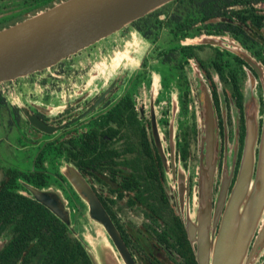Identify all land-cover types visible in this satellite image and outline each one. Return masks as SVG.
Instances as JSON below:
<instances>
[{
	"label": "flooded vegetation",
	"instance_id": "1",
	"mask_svg": "<svg viewBox=\"0 0 264 264\" xmlns=\"http://www.w3.org/2000/svg\"><path fill=\"white\" fill-rule=\"evenodd\" d=\"M27 1L0 0V28L35 13V3L29 7ZM208 24L225 29L182 41L188 57L181 67L171 57L151 59L156 45L141 36L151 48L138 68L100 73L97 60L107 49L99 42L92 57L72 59L71 74H57L53 67L45 90L15 91L13 104L0 107V264H51L53 251L37 248L30 225L36 204L43 205L38 194L55 198L62 217L43 206L86 248L92 264L95 255L99 259L94 244L102 242L115 264H199L200 220L209 208L205 225L215 239L242 167L249 107L259 129L257 179L264 129V0H238ZM206 37L227 46L192 43ZM206 96L215 123L211 163ZM73 174L97 196L123 252L91 217ZM244 264H264V206Z\"/></svg>",
	"mask_w": 264,
	"mask_h": 264
},
{
	"label": "water",
	"instance_id": "2",
	"mask_svg": "<svg viewBox=\"0 0 264 264\" xmlns=\"http://www.w3.org/2000/svg\"><path fill=\"white\" fill-rule=\"evenodd\" d=\"M175 0H67L25 21L0 31V85L26 78L57 66L90 47L122 31L133 22ZM209 38V37H206ZM199 42L222 46L209 38ZM259 73L260 67L247 55H241ZM209 163L212 162L215 135L211 102L205 100ZM250 105V104H249ZM248 136L240 174L224 215L219 235L212 239L206 229L210 211L200 220L199 264H244L249 242L264 206V129L260 147L257 179L253 180L255 146L259 129L255 110L249 107ZM74 181L88 199L91 217L101 222L123 252L118 234L97 196L76 174ZM205 183L206 192L211 187ZM208 190V191H207ZM55 198L38 194L37 200L60 217ZM207 201V200H206ZM70 226V224H68ZM72 231L74 229L71 228ZM95 245V244H94ZM99 246V245H97ZM110 249L94 264H115ZM126 258V257H125Z\"/></svg>",
	"mask_w": 264,
	"mask_h": 264
},
{
	"label": "trees",
	"instance_id": "3",
	"mask_svg": "<svg viewBox=\"0 0 264 264\" xmlns=\"http://www.w3.org/2000/svg\"><path fill=\"white\" fill-rule=\"evenodd\" d=\"M233 1L237 2L238 0H175L142 19L133 22L122 31H127L128 28H132L140 36L155 44L156 46L151 59L171 57V62L170 60L167 61L172 65L174 64L175 67H178V64L181 67L185 61V57H188V51L185 52L187 48L181 42L188 38L194 39L203 34L215 35L224 31L225 28H210L208 22L222 16L225 9L234 3ZM60 2L61 0H30L26 2V5L33 7L31 3H35V9L38 12L39 10H47L56 6ZM36 12L21 15L8 26L35 16L37 14ZM194 24L200 25L199 28H192ZM5 28H0V30ZM96 47L92 46L75 56L63 60L55 66V72L57 74H71L73 69L70 67L74 64L72 59L87 54ZM191 47L193 48V46ZM93 55L91 53L88 56L92 57ZM47 75L48 71L46 70L26 78L1 84L0 107L8 109L13 104L10 101L12 94L2 93V90L15 89V91H19V95L22 91H38V88L42 91L45 90L47 85ZM26 210L27 213L25 216L28 219L30 217L29 206H26ZM33 216L34 219L30 225L33 226L38 238L37 248H49L53 251L51 264H92L91 257L86 248L76 238H73L67 226L57 216L51 213L49 209L37 203ZM64 250H74L75 253H64ZM77 250H82V253L78 254ZM80 257L83 261L78 260L81 259Z\"/></svg>",
	"mask_w": 264,
	"mask_h": 264
},
{
	"label": "rangeland",
	"instance_id": "4",
	"mask_svg": "<svg viewBox=\"0 0 264 264\" xmlns=\"http://www.w3.org/2000/svg\"><path fill=\"white\" fill-rule=\"evenodd\" d=\"M206 39H209V38H206ZM203 40L205 39L203 38L197 41H193L192 43H199V42H202ZM214 40L221 42V44L224 46H227L224 40L215 39V38ZM101 42L102 43L99 46H101V49L103 51L107 49V52L103 53V55L97 60V65L95 69L97 71H100V73H106L109 71V73L112 74L113 71L119 72L123 68L126 70L129 69L133 71L135 68H138L141 58L151 48V43L144 40L132 28L131 29L128 28L127 31H120L117 34ZM233 49L236 52L239 51L235 48ZM94 51L95 49L90 51L87 54H83L79 56L78 58L88 57V55L91 53L93 54ZM155 78H158V76L155 75ZM37 90L38 92H40L39 88ZM8 91H10L11 94H14L15 89H11ZM14 98L17 99L16 96L11 97L12 100H15ZM249 104L252 105L253 103H249ZM90 239H91V243H93L94 239L93 240L92 238ZM87 242L89 244L88 240ZM94 246H95L96 253H98L100 257L101 255L104 254L105 249L109 248L105 242L100 243L99 246H97L96 244Z\"/></svg>",
	"mask_w": 264,
	"mask_h": 264
}]
</instances>
